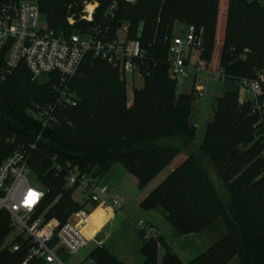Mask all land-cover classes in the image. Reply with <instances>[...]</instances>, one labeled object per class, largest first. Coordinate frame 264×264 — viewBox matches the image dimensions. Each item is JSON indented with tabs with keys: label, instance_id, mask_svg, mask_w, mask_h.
Wrapping results in <instances>:
<instances>
[{
	"label": "trees",
	"instance_id": "16d2710c",
	"mask_svg": "<svg viewBox=\"0 0 264 264\" xmlns=\"http://www.w3.org/2000/svg\"><path fill=\"white\" fill-rule=\"evenodd\" d=\"M88 1L98 2L94 20L87 22L91 25L100 21L113 0H38L48 25L65 33L83 25L82 20L70 24L68 16L79 18ZM218 11L219 0H117L115 15L106 18L110 32L128 22L130 36L141 41L149 59L143 86L133 88L129 106L126 78L91 53L70 82L78 86L79 101L58 107L56 120L46 127L28 109L34 102L53 99L54 77L33 80L24 63L6 77L0 87V134L25 143L36 141L29 165L47 190L41 210L60 193L62 197L49 207V216L64 222L82 206L73 199V189L63 175L57 174L56 164L70 162L101 178L120 162L137 177L140 189L152 187L141 199V207L162 210L175 233L203 230L220 220L225 224L227 233L187 264H228L234 257L236 264H264V160L260 156L264 119L253 111L251 100L240 101L238 83L239 77L254 78L264 70V4L228 2L219 60L225 72L224 93L217 97L202 140L197 139L192 122L193 95L179 92L177 79L170 75L169 37L174 23L195 24L202 31L203 57L210 61ZM93 69L104 75L87 83L81 80L80 74ZM260 100L264 102V95ZM178 156L180 162L172 167ZM166 168L169 171L154 184ZM0 220L3 239L9 232L4 212ZM141 238L139 264H158L160 244L166 249L162 264H185L164 237L160 236V243ZM27 253L25 245L15 251L0 247V264H22ZM88 260V264H125L106 246L94 248ZM26 264L46 263L44 258H34Z\"/></svg>",
	"mask_w": 264,
	"mask_h": 264
},
{
	"label": "built area",
	"instance_id": "2783aa9c",
	"mask_svg": "<svg viewBox=\"0 0 264 264\" xmlns=\"http://www.w3.org/2000/svg\"><path fill=\"white\" fill-rule=\"evenodd\" d=\"M97 5V2H85L79 18L70 14V24L77 20L84 23L78 30L65 33L49 25L40 27L38 0H0V87L21 63L27 66L33 80L54 77L53 99L46 103L34 102L28 109L44 127L56 120L58 107L77 104L78 98L70 82L88 53L119 69L127 83L143 78L146 72L147 50L138 38L130 36V24L123 23L112 34L106 23L115 15L117 0L108 5L99 22L87 25L94 20ZM182 31V34L173 33L169 37L170 75L181 81L193 77L195 92L202 96L206 91V83L201 80L203 74L222 76L225 72L221 66L213 71L208 68L210 61L203 57L204 36L195 24L186 25ZM238 83L241 97L249 88L254 92L253 99H240L242 102L251 100L253 111L260 113L262 121L264 102L260 98L264 95V70L254 78L239 77ZM259 123L255 124L258 128ZM35 146L36 141L25 143L0 134V217L4 212L9 225V232L3 239L0 230V247L15 251L27 246L28 253L22 264L34 258H44L46 264H70L60 253L75 255L87 245L93 211L97 207L118 208L122 201L120 196L111 195L91 172L82 171L70 162L58 163L55 166L57 174L63 175L67 187L81 193L82 206L64 222L56 216H48L41 210L47 190L29 165ZM260 156L264 160V148ZM136 225L144 239L160 243V234L154 225L143 219Z\"/></svg>",
	"mask_w": 264,
	"mask_h": 264
},
{
	"label": "rangeland",
	"instance_id": "374dc122",
	"mask_svg": "<svg viewBox=\"0 0 264 264\" xmlns=\"http://www.w3.org/2000/svg\"><path fill=\"white\" fill-rule=\"evenodd\" d=\"M262 4H264V0H260ZM93 4L97 1H88ZM229 0H219V11H218V29L216 37L214 38V44L211 48V55L212 59L210 60L208 64V68L213 71L218 69L219 67V60L221 58V51H222V43L225 35V26H226V15H227V6H228ZM98 3V2H97ZM40 27H46L48 25V18L47 15L43 12H41L40 19H39ZM186 23L183 21L177 20L174 23L173 26V33L175 34H182V30L186 27ZM115 31L116 27H115ZM259 71V68H257ZM92 72V73H91ZM89 74H80L81 80L84 82H89L92 78L98 77L102 74V72L99 73V70L93 69ZM97 72V75L96 73ZM116 72V71H115ZM109 75V74H108ZM118 76H120L118 74ZM122 77V76H120ZM90 78V79H89ZM122 79V78H121ZM203 82L207 83V90L202 96H199L196 92H193V87L191 85V82L193 81V77H187L183 81L177 80V88L179 92H191L193 95V103L194 107L193 110L195 113H200V116L204 113L210 114L209 120L213 116L214 107L216 105V100L219 95H222L224 93V80L223 77L218 74H208L204 73L201 79ZM80 82V81H79ZM143 78L139 77L135 82L126 83V105L129 106L132 103L133 100V88L134 87H142L143 86ZM72 92H74L77 95L78 101L80 99V92L78 89V86L74 87L71 86ZM240 95V93H239ZM242 97H246L249 99H253L255 94L254 92L249 88L245 92L242 93ZM240 95V98L243 99ZM240 99V101H241ZM193 116V113H192ZM198 117V116H197ZM204 121H200L199 127L197 128V139L202 140L204 138ZM181 157L178 156L173 160L172 167L175 166L178 162H180ZM120 169H126L123 164L120 162H116L112 165V167L105 173L104 175V183H107V179L111 175V171L113 173H118ZM169 171V168H166L162 174L154 181V184L162 178V176ZM133 177V176H130ZM109 189L111 188L110 184L108 185ZM152 189V187L149 189V191ZM114 190V189H112ZM148 191V192H149ZM148 192L146 194H148ZM145 194V195H146ZM62 197V193L56 195L54 199L49 203V205L43 209V211L47 212V215L49 213V207L53 205L54 202L57 201V199H60ZM73 199H77V201L82 202V195L78 191H73ZM75 212V211H74ZM49 216V215H48ZM54 216V215H53ZM101 219L98 221V226L100 225ZM167 228L172 227V225L169 222H166ZM97 226V225H96ZM162 232L168 235L169 229H161ZM95 232V229L90 230V233L93 234ZM105 237L106 233H101L99 235V246H105L103 242V237ZM90 238H88L89 240ZM106 246L111 249V252L114 253L117 258L122 261L125 264H139L143 260V255L140 251V237L137 235L136 229L133 226H126L121 225L117 226L114 231H112L111 235L109 237H106ZM88 243V242H87ZM109 249V250H110ZM86 251V248H84L82 251L78 252L75 255H69L68 253L61 251V257L64 261L69 262L70 264H73L77 260H79L80 257H83L84 252ZM237 257H234L230 263L228 264H236ZM89 263V262H88Z\"/></svg>",
	"mask_w": 264,
	"mask_h": 264
},
{
	"label": "crops",
	"instance_id": "0c3cea01",
	"mask_svg": "<svg viewBox=\"0 0 264 264\" xmlns=\"http://www.w3.org/2000/svg\"><path fill=\"white\" fill-rule=\"evenodd\" d=\"M191 85L192 87L194 86V80L191 82ZM206 90H207V83H206ZM209 117L210 114L208 113H204L201 117L200 113H195V111L193 110L192 122L198 128L200 121L202 122L204 121L205 123L204 133H205L206 124L209 121ZM111 172L112 173L110 177L107 179V183L108 185L110 184L111 188L109 189L108 188L109 186L106 183H104V178H103L104 176L99 178L100 183L107 188L108 192L111 195L120 196L122 204L118 208H114L112 206L97 207L93 211L94 214L100 208L103 210L100 215L101 217L100 225L98 226V224L95 222L90 224V229L91 230L95 229V232L93 234L90 233L89 235L90 239L88 240L87 245L84 247L86 248V251L84 252L83 257H80L79 260H77L73 264L79 262L88 264L89 254L94 248L99 246L98 245L100 242V240L98 239L99 235L102 232L106 233L105 237H103L102 235L103 242L106 246L105 243L107 240L106 237H109L112 231H114L117 226H121V225L135 227L137 235L140 237V242H141L140 247H141L142 234L136 225L139 219L146 220L152 225H154L158 229L160 236L164 237L169 247L179 256V258L185 264L191 262L201 253L208 250L210 247L214 245L215 242H217L227 233V228L223 223V221L221 220L203 230L193 231L183 234L175 233L174 228L173 229L171 227L167 228L166 222L169 221L166 217V214L162 210L144 209L141 207L140 201L149 191L150 187H147L145 189H140L138 185L137 177L131 172H129L127 169H120L118 173H113V171ZM164 228L165 231L166 229H169L168 235L162 232L161 229ZM107 248L110 249L109 247ZM165 253H166L165 247L162 244H160L158 264H162V259Z\"/></svg>",
	"mask_w": 264,
	"mask_h": 264
},
{
	"label": "bare ground",
	"instance_id": "6f19581e",
	"mask_svg": "<svg viewBox=\"0 0 264 264\" xmlns=\"http://www.w3.org/2000/svg\"><path fill=\"white\" fill-rule=\"evenodd\" d=\"M102 211L103 210L100 208L92 215V219H91L92 222L91 223H93V222L98 223V221L101 219L100 215H101Z\"/></svg>",
	"mask_w": 264,
	"mask_h": 264
}]
</instances>
